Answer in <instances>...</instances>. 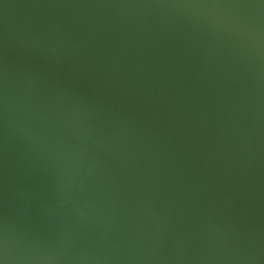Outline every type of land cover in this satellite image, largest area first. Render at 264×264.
Wrapping results in <instances>:
<instances>
[{"label": "water", "instance_id": "95a60500", "mask_svg": "<svg viewBox=\"0 0 264 264\" xmlns=\"http://www.w3.org/2000/svg\"><path fill=\"white\" fill-rule=\"evenodd\" d=\"M0 264H264V0H0Z\"/></svg>", "mask_w": 264, "mask_h": 264}]
</instances>
